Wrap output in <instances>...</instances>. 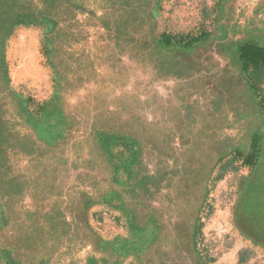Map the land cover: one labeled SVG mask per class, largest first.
Wrapping results in <instances>:
<instances>
[{"label":"flooded vegetation","instance_id":"1","mask_svg":"<svg viewBox=\"0 0 264 264\" xmlns=\"http://www.w3.org/2000/svg\"><path fill=\"white\" fill-rule=\"evenodd\" d=\"M161 1L0 0V45L16 21H43L58 72L56 128L41 139V115L28 117L0 66V249L11 264H122L126 249L138 264H213L200 247L212 176L248 159L264 129L239 46L254 36L244 32L256 0H219L210 39L175 47L162 40ZM127 79L137 86L120 95ZM153 93L173 96L171 119L153 120ZM117 139L134 144L123 159ZM246 185L235 222L264 249V199ZM96 203L121 209L128 239L98 235Z\"/></svg>","mask_w":264,"mask_h":264},{"label":"rangeland","instance_id":"2","mask_svg":"<svg viewBox=\"0 0 264 264\" xmlns=\"http://www.w3.org/2000/svg\"><path fill=\"white\" fill-rule=\"evenodd\" d=\"M218 1L162 0L159 11L160 31L171 36L194 38L205 30L212 31L213 21L222 14ZM250 8L245 22L251 31L244 30V35L247 37L254 34L252 39L257 43L261 40L263 44L264 0H257ZM8 33L2 57L10 90L25 103V109L30 115H41L56 99L58 87V72L53 61L47 27L37 20L29 25L10 26ZM251 72L249 69L248 76L245 77L252 87L254 85L253 96L258 107L254 111L264 124V78L253 84L249 82ZM42 115L41 121L45 125L50 124V118L46 114ZM33 125L43 139L45 133L41 126L37 121H33ZM59 125L62 126L60 123ZM61 130L62 128H58L56 131L58 137L63 135ZM260 146H264V133L261 135ZM112 151L122 159L128 154L124 146L114 147ZM261 155L258 167L244 165L241 158L234 159L226 166L225 160L212 176L201 216L200 247L204 256L213 264H264V249L247 239L235 222L243 183L247 184L245 191L250 197L264 193V149ZM87 214L90 225L108 243H118L120 238L128 239L127 219L118 209L108 204L96 203L89 207ZM122 264L138 262L134 255L126 252Z\"/></svg>","mask_w":264,"mask_h":264},{"label":"trees","instance_id":"3","mask_svg":"<svg viewBox=\"0 0 264 264\" xmlns=\"http://www.w3.org/2000/svg\"><path fill=\"white\" fill-rule=\"evenodd\" d=\"M160 7H161V4H160ZM160 7H159V11H160ZM220 7H222L221 3H220ZM37 20L38 19H36V21ZM41 22H43V21H41ZM213 22H215L214 25L218 24L217 23L218 22V18H215V20ZM30 23H34V21H29L28 18L24 17V18L20 19L19 21H16V23L14 25H18V24H20V25L21 24L29 25ZM14 25L11 26V28L14 27ZM8 31L6 32V34H5V36H4L3 40H2V43L0 45V66H1V70L3 72L5 83H6L7 87L9 88V91L11 92V94L13 96H15V93H13L10 90V87H9V84H8L7 75H6L5 68H4V60H3V57H2V54H4L5 42L7 40L8 35H9ZM47 31H48V40L50 42L51 41V36L53 35L54 32L52 31L51 28L47 29ZM210 34H211L210 31L205 30L198 37L194 38V37H177V36H171L169 34L163 33L162 40H164L166 42H169L170 44L174 45L173 47H175V46H177V44L179 45L183 41L185 42V41H188V40L192 44L193 43H200V42L208 41L210 39V37H211ZM252 38L253 37H250L249 39H245L241 43L242 45L240 44L239 46H240V53H241L242 61L246 64V71L248 72L249 69L252 70V72L250 74L251 78L249 79V82H252L254 84V83L260 82L264 78V43L262 44V42L260 40L259 43L260 42L261 43L259 44V43L255 42V39H252ZM50 47L52 48V53H53L52 41L50 42ZM253 88H254V85H253ZM18 98L20 99V97H18ZM56 103H57V96H56V99H54L53 102L51 103L50 108L49 107L45 108L44 113H42V114H46L48 116V118H50L49 119V121H51L50 124L45 125L43 123V121H41V117L43 116L42 114H41L39 120H34V119L31 118V122H32L31 124H33V121H37L38 124L41 126V129H43L44 126L48 130L56 128V124H54V122L56 121V111L54 110L55 107H52V105L53 104L56 105ZM25 106H24L25 113L28 115V117H32V115H30L26 111ZM48 118H46L47 121H48ZM103 132H106V131L103 130ZM263 133H264V129H263V131L260 134V139L257 140V145H256L257 147H256V149L253 150L252 155H250L248 159L243 160V164L244 165L246 164L247 166H251V167H258L260 165V161L262 159V157H261L262 156L261 155L262 154V149H264V146H262V147L260 146V144H261V135ZM114 136H118V135H114ZM133 145L134 144H131L130 141H127L125 139H117V140H115L114 143L110 144V147H111V149H113L114 147H117V146H124L125 149L129 153V150L132 149ZM255 199H264V193H262L261 195L255 196ZM108 205L112 206L110 203H108ZM118 210L120 211L121 209H118ZM114 244L115 243H110L111 246L114 245ZM4 251L5 250H1L0 249V264L6 263V262H7V264H11V260H10L11 253H9V251H6V252H4ZM126 252H129V250L126 249L124 251V253L122 255L123 258L126 256ZM8 258H9V260L7 261Z\"/></svg>","mask_w":264,"mask_h":264},{"label":"water","instance_id":"4","mask_svg":"<svg viewBox=\"0 0 264 264\" xmlns=\"http://www.w3.org/2000/svg\"><path fill=\"white\" fill-rule=\"evenodd\" d=\"M137 86L134 84V82L132 81V85L129 83V80H126V83L124 85V87L122 88V92H119L120 95H123L124 91H128L129 88H132ZM154 88H157L159 90H161L162 88H164V86L162 85H155ZM114 96V95H113ZM174 105V98L173 96L170 95H164L162 93H153L151 94V112H152V118L153 120H157L160 119V121H167L168 119L172 118V112L170 111V106ZM142 111L144 112V106H142ZM98 112L97 106H95L94 109V116L96 117ZM158 128L160 127L159 125H157ZM157 128L155 125H153V130ZM143 127H139L138 130L140 132H143Z\"/></svg>","mask_w":264,"mask_h":264}]
</instances>
